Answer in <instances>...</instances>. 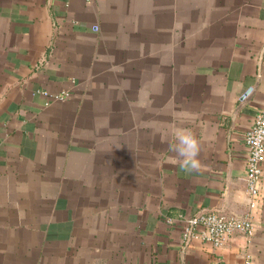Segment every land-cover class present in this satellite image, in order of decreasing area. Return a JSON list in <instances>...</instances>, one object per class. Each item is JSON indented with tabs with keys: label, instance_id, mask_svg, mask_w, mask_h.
<instances>
[{
	"label": "crops",
	"instance_id": "obj_1",
	"mask_svg": "<svg viewBox=\"0 0 264 264\" xmlns=\"http://www.w3.org/2000/svg\"><path fill=\"white\" fill-rule=\"evenodd\" d=\"M263 104L264 0H0V264H264V176L251 240L165 220L246 211Z\"/></svg>",
	"mask_w": 264,
	"mask_h": 264
},
{
	"label": "built area",
	"instance_id": "obj_2",
	"mask_svg": "<svg viewBox=\"0 0 264 264\" xmlns=\"http://www.w3.org/2000/svg\"><path fill=\"white\" fill-rule=\"evenodd\" d=\"M50 99H63L70 96L67 89L52 92L39 90ZM248 148L245 200L246 211L242 214L227 213L216 210H201L193 214L180 212L175 216L167 215L168 224H180L181 238L184 244L194 240H204L220 246L227 243L235 234L243 233L249 240L255 234V210L262 197V181L264 176V104L254 116L251 126L245 132ZM245 264L252 263V254H245ZM218 264H228L219 261Z\"/></svg>",
	"mask_w": 264,
	"mask_h": 264
},
{
	"label": "clouds",
	"instance_id": "obj_3",
	"mask_svg": "<svg viewBox=\"0 0 264 264\" xmlns=\"http://www.w3.org/2000/svg\"><path fill=\"white\" fill-rule=\"evenodd\" d=\"M175 157L169 163L178 165L186 171H196L201 168L198 159L201 147L199 140L194 134L186 129H177L175 132V143L171 146Z\"/></svg>",
	"mask_w": 264,
	"mask_h": 264
},
{
	"label": "water",
	"instance_id": "obj_4",
	"mask_svg": "<svg viewBox=\"0 0 264 264\" xmlns=\"http://www.w3.org/2000/svg\"><path fill=\"white\" fill-rule=\"evenodd\" d=\"M254 87H250L242 96V99L249 100L253 95Z\"/></svg>",
	"mask_w": 264,
	"mask_h": 264
}]
</instances>
